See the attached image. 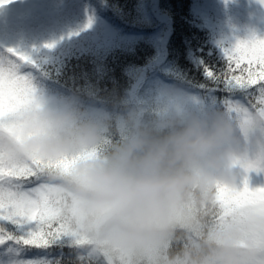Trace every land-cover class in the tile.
Returning a JSON list of instances; mask_svg holds the SVG:
<instances>
[{
  "label": "clouds",
  "instance_id": "9594fccd",
  "mask_svg": "<svg viewBox=\"0 0 264 264\" xmlns=\"http://www.w3.org/2000/svg\"><path fill=\"white\" fill-rule=\"evenodd\" d=\"M0 158L58 164L67 227L101 264H264V216L226 215L218 187L235 188L250 159H264V117L169 103L89 111L79 97L61 108H21L0 129Z\"/></svg>",
  "mask_w": 264,
  "mask_h": 264
},
{
  "label": "trees",
  "instance_id": "16d2710c",
  "mask_svg": "<svg viewBox=\"0 0 264 264\" xmlns=\"http://www.w3.org/2000/svg\"><path fill=\"white\" fill-rule=\"evenodd\" d=\"M145 7L157 23L159 14L165 19L168 37L158 48L146 40L129 46L120 39L125 31L145 29ZM252 36L264 38V5L257 0H37L0 14V59L11 58L9 49L26 54L36 90L119 112L135 102L131 98L161 58L172 64L177 83L205 102L212 98L217 107L225 93L204 69L223 68V50ZM258 174L251 172L250 187ZM36 251L30 249L26 258Z\"/></svg>",
  "mask_w": 264,
  "mask_h": 264
},
{
  "label": "snow or ice",
  "instance_id": "6c2138e0",
  "mask_svg": "<svg viewBox=\"0 0 264 264\" xmlns=\"http://www.w3.org/2000/svg\"><path fill=\"white\" fill-rule=\"evenodd\" d=\"M8 2L0 0V6ZM8 52L11 58L0 59V129L10 127L21 108L40 102L29 69L33 61L14 49ZM223 55V68L204 69L225 93L217 107L242 121L253 114L264 117V38L239 39ZM58 166L40 160L14 164L0 158V264H101L102 258L62 219L56 186L47 179L49 170ZM253 171H264V159L245 162L237 187H218L217 199L226 215L251 209L264 216V187L249 186L248 174ZM259 237L264 241V233ZM30 249L37 251L26 258Z\"/></svg>",
  "mask_w": 264,
  "mask_h": 264
},
{
  "label": "rangeland",
  "instance_id": "374dc122",
  "mask_svg": "<svg viewBox=\"0 0 264 264\" xmlns=\"http://www.w3.org/2000/svg\"><path fill=\"white\" fill-rule=\"evenodd\" d=\"M37 0H10V2L0 6V14L6 16V13H13L34 5ZM259 2V0H257ZM260 3V2H259ZM264 5V4H263ZM160 23L152 15L148 7L143 11V24L145 29L123 32L121 39L124 44H133L139 40L152 42L156 48L160 47L162 40L167 39L168 34L165 32V25L162 23L165 19L161 14L158 15ZM102 24L106 27V32L111 34V26L103 20ZM177 73L174 71L172 64L162 59L158 63V67H154L147 74L145 83L139 87L131 100L135 99L132 104L154 102L161 97L167 95L169 103L178 104L190 111H199L202 107H214L213 100L210 98L209 103L205 102L198 95V92L192 88L186 87L175 81ZM39 99L48 107L61 108L67 102L68 98L56 93H49L43 90H37ZM89 111L95 112L96 107H89ZM251 173L248 174V177ZM255 187H264V171H260L258 177L254 178Z\"/></svg>",
  "mask_w": 264,
  "mask_h": 264
}]
</instances>
